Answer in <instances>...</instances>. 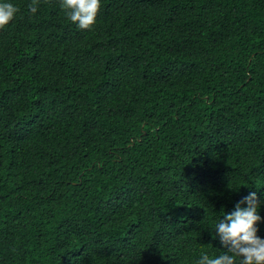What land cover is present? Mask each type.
Here are the masks:
<instances>
[{
    "label": "trees",
    "instance_id": "obj_1",
    "mask_svg": "<svg viewBox=\"0 0 264 264\" xmlns=\"http://www.w3.org/2000/svg\"><path fill=\"white\" fill-rule=\"evenodd\" d=\"M0 28V264H195L264 193V0H12ZM257 234L264 237V204Z\"/></svg>",
    "mask_w": 264,
    "mask_h": 264
},
{
    "label": "clouds",
    "instance_id": "obj_2",
    "mask_svg": "<svg viewBox=\"0 0 264 264\" xmlns=\"http://www.w3.org/2000/svg\"><path fill=\"white\" fill-rule=\"evenodd\" d=\"M101 0H60V7L69 21L78 28L89 29L96 21ZM39 0H31L28 10L36 13ZM19 12L12 0H0V28L8 25ZM264 204V193L258 197L250 191L238 200L232 211L213 220V235L226 249L218 255L202 251L195 264H264V237L257 234L262 220L258 209Z\"/></svg>",
    "mask_w": 264,
    "mask_h": 264
}]
</instances>
